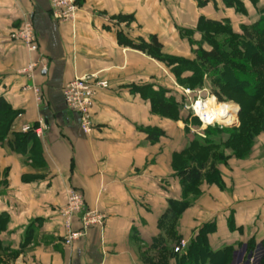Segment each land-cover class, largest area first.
<instances>
[{
  "label": "crops",
  "instance_id": "obj_1",
  "mask_svg": "<svg viewBox=\"0 0 264 264\" xmlns=\"http://www.w3.org/2000/svg\"><path fill=\"white\" fill-rule=\"evenodd\" d=\"M201 1L78 0L72 24L54 18L51 0H0V101L22 114L0 133V217L7 219L0 264H204L180 261L184 255L173 251L178 238L189 245L204 228L215 264H250L251 258L264 264V133L248 160L218 167L220 184L200 186L170 236L162 217L170 200H182L173 159L192 138L181 108L177 120L156 114L149 93L164 89L178 104L181 93L166 65L118 41L119 31L135 42L156 36L165 54L193 60L185 31L196 32L200 19L229 20L234 27L241 16V28L260 17L249 0H242L244 16L222 0ZM119 17L134 20L120 23ZM26 20L34 26L36 53L11 39ZM40 60L46 69L37 67L31 80L24 70ZM90 75L110 86L96 98L94 129L87 134L63 89ZM31 84L39 100L26 90ZM40 123L36 147L19 145L21 128ZM152 129L165 136L152 142ZM68 189L84 196L87 210L105 216L104 225L91 227L71 247L60 215ZM72 228L81 230L80 217ZM153 254L160 257L152 261Z\"/></svg>",
  "mask_w": 264,
  "mask_h": 264
},
{
  "label": "trees",
  "instance_id": "obj_2",
  "mask_svg": "<svg viewBox=\"0 0 264 264\" xmlns=\"http://www.w3.org/2000/svg\"><path fill=\"white\" fill-rule=\"evenodd\" d=\"M222 1L227 8L247 15V9L242 0ZM249 1L257 8L260 19L252 25L242 26L241 35L234 31L228 20L212 21L204 18L199 20L196 31L202 33L204 42L210 46V49H204L202 46L193 47L195 55L193 60L165 54L163 45L156 36H151L148 41L139 39L135 42L124 36L122 31L118 33L120 45L144 52L150 58L163 63L184 87H189L196 82L202 83L205 76L213 77L214 85L219 88L217 92H214L217 101L219 103L237 102L242 109L240 127L231 129L217 125L210 129L218 136L227 134L225 139L219 142L210 141L208 138L205 141L195 139L180 154L174 156L173 167L182 186V200H170L169 208L162 217V222L168 225L170 236H175L179 218L201 195L200 186L204 182L220 184L219 161L229 158L224 151L230 148L235 156L241 157L246 154L243 149H249L255 137L264 132V8H258V0ZM199 3L201 5L202 1L199 0ZM118 20L121 23L133 22L134 19L119 17ZM190 33L196 32L185 31L191 45L194 46L191 37L188 36ZM221 35L227 36L222 42L217 39ZM188 73L190 76H185ZM230 90L233 94L229 93ZM234 94L238 99L233 97ZM149 97L154 113L169 119H179V104L173 97L167 96L166 90L152 89ZM18 114L6 103L0 101V133L7 134L10 131ZM194 120L199 123L197 118ZM184 121L188 124L189 119ZM148 133L152 142L165 136L163 131L155 129L148 130ZM206 133L211 135L210 132ZM35 136L31 132L15 137L22 147L25 148L32 142L34 148L37 145ZM6 222V218L0 217V233L5 228ZM208 230L204 228L200 231L196 239L188 245L186 254L180 258V261L187 259L204 264L207 262L215 264L214 255L210 252L208 245ZM178 241L177 246L181 242L180 238ZM154 244L156 247L159 240H156ZM2 252L4 250L0 243V253Z\"/></svg>",
  "mask_w": 264,
  "mask_h": 264
},
{
  "label": "built area",
  "instance_id": "obj_3",
  "mask_svg": "<svg viewBox=\"0 0 264 264\" xmlns=\"http://www.w3.org/2000/svg\"><path fill=\"white\" fill-rule=\"evenodd\" d=\"M50 5L53 16L57 21L62 23H76L80 10L78 0H51ZM11 39L21 42L30 53H36L39 50L34 26L29 20L24 21L21 28L11 34ZM37 67H41V69L44 70L46 69L44 61L40 60L39 62L31 63L27 69L24 70L31 80L34 77V72ZM109 86L110 84L107 81H100L95 75L77 77L65 85L63 89L65 103L71 111L79 114L81 118V127L84 133L89 134L94 129L93 109L95 107L96 98L100 91L107 90ZM26 90L33 91L37 100L40 99V90L35 84L27 86ZM192 110L194 111V108H192ZM17 118H22V114H18ZM199 118L206 127L219 124L217 122H206L200 116ZM43 127V123H40L39 127L26 124L21 128V132L23 134L32 132L42 137ZM60 215L65 220L67 233L64 237V243L68 247L73 246L74 242L85 237L91 227H101L105 221V216L100 212L86 209L84 196L74 189H68L66 191V203L61 209ZM75 217H80L81 219L82 228L80 231H73L72 221ZM185 247L186 243L182 242L176 247L175 252L180 253ZM255 261V258H251L250 264H254Z\"/></svg>",
  "mask_w": 264,
  "mask_h": 264
},
{
  "label": "rangeland",
  "instance_id": "obj_4",
  "mask_svg": "<svg viewBox=\"0 0 264 264\" xmlns=\"http://www.w3.org/2000/svg\"><path fill=\"white\" fill-rule=\"evenodd\" d=\"M258 8H264V6H260V7L258 6ZM247 14H249V12ZM237 15H242V14L237 13ZM250 15L253 16L252 13H250ZM242 16H244V15H242ZM237 17L238 18H236V20H233L234 21V25H235L234 27H233V24L229 20L228 21H229L230 26L233 29H235V30H239L240 29V32H237V31H235V32L238 33V34L240 33V35H241L242 34V29L239 28V23H240V19L242 20L243 18L241 16H237ZM253 18L255 19L256 16H254ZM253 18L251 20H253ZM259 19H260V17H259ZM196 32L199 33L198 31H196ZM199 34H200V36H196V38H195V33L188 34V36L191 37V41L194 43V46L191 45L192 48L193 47L194 48H198V46H202L204 49H210V46L207 43L204 42V36L202 35V33H199ZM226 37L227 36L221 35L217 39H218V41L222 42ZM166 68H167V70L169 72L170 69L167 66H166ZM176 82L178 84L177 91L181 93V97H182L181 100L179 101L180 102L179 108H181L183 116L186 119L187 118L189 119L188 124H185V121H184V124H185V130H186V128L188 130V131L186 130L187 134H189L190 138H192L191 141L195 140V139H199V140L202 139L201 141H205V139L208 138V140H210V141L219 142V140L225 139L227 137V134L224 135V136H218V134L216 132L214 133V131L210 130L211 128H214L215 126L217 127V125L220 126L221 128H231V129L240 127V114H241L242 109L238 105L237 102L230 103L232 106L234 105L233 106L234 109H233V113H231L229 117L216 118V119L213 120V122L217 121V123H219V124H216L214 126H207L206 127L201 122L199 116L194 111L193 112L190 111V109L194 108V106L197 105V102H202V101H205V100H208V99L213 100L215 103L222 104V103H219L217 101L216 97H215L214 92H217L219 90V88H217V86L214 85L213 77L209 78V77L205 76V78L203 79L202 83H200V82L192 83V84L189 85V87L182 86L177 81V79H176ZM229 93L233 94L231 90L229 91ZM234 95L235 96H233V97L235 99H238L236 94H234ZM239 111H240V113L238 114ZM194 118H197L199 123H196ZM206 132H210L211 135H208ZM263 133L264 132L260 133L259 135H257L255 137V139L253 140V143H252V145H251V147L249 149L248 148L243 149L244 151H246L245 152L246 154L243 153L244 155L241 156V157L235 156L234 151L231 150L230 148L226 149L224 152L226 153V155L229 158L228 159H221L219 161L220 164H218V167L219 166L229 167L231 161H246V160H248L251 157V155H252V152H253V149H254V147L256 145L257 139ZM104 223H105V221L103 222V225H104ZM182 242L183 241H181L180 244ZM178 246H177V244H176V246H174V249H173L174 252H175L176 247H178ZM187 248H188V245L186 244V247L184 248V250L182 252H180V253H177V255H185ZM150 256H151L150 258L156 257V256L160 257V256H158L156 254H153V255H150ZM154 259L155 258H152V261H154Z\"/></svg>",
  "mask_w": 264,
  "mask_h": 264
},
{
  "label": "bare ground",
  "instance_id": "obj_5",
  "mask_svg": "<svg viewBox=\"0 0 264 264\" xmlns=\"http://www.w3.org/2000/svg\"><path fill=\"white\" fill-rule=\"evenodd\" d=\"M233 106L230 103H215L213 100H206L198 102L194 106V111L198 114L204 121L213 122L216 118H226L233 113ZM217 122V121H215Z\"/></svg>",
  "mask_w": 264,
  "mask_h": 264
},
{
  "label": "water",
  "instance_id": "obj_6",
  "mask_svg": "<svg viewBox=\"0 0 264 264\" xmlns=\"http://www.w3.org/2000/svg\"><path fill=\"white\" fill-rule=\"evenodd\" d=\"M190 111H191V112H193V110H192V109H190ZM239 113H240V111L238 112V114H239ZM233 125H234V124H233ZM233 125H232V126H233Z\"/></svg>",
  "mask_w": 264,
  "mask_h": 264
}]
</instances>
